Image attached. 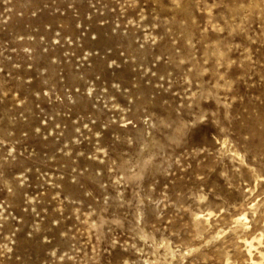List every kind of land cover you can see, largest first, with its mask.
Masks as SVG:
<instances>
[{
  "label": "rangeland",
  "instance_id": "374dc122",
  "mask_svg": "<svg viewBox=\"0 0 264 264\" xmlns=\"http://www.w3.org/2000/svg\"><path fill=\"white\" fill-rule=\"evenodd\" d=\"M251 238L264 264V0H0V264Z\"/></svg>",
  "mask_w": 264,
  "mask_h": 264
},
{
  "label": "bare ground",
  "instance_id": "6f19581e",
  "mask_svg": "<svg viewBox=\"0 0 264 264\" xmlns=\"http://www.w3.org/2000/svg\"><path fill=\"white\" fill-rule=\"evenodd\" d=\"M244 216H245V214L244 215H242V217H239L238 219H237V221L239 222V225H240V222H243V221H241V219H245L244 218ZM238 222H236V225H237V223ZM241 224H243V223H241ZM238 231V230H237ZM261 235H262V233H261ZM255 238V237H254ZM253 238V239H254ZM252 238H251V240L249 239V240H247V239H242V244H243V246H244V249H245V252H246V254L248 255V257H249V260L251 261V263L253 262V264H255V262L256 261H254V258H253V247H254V242L252 241L253 240ZM259 240V239H258ZM255 243H260V241H257V242H255ZM256 246V245H255ZM254 251H255V249H254ZM263 253V252H262ZM262 257V256H261ZM260 263V262H259ZM258 264V263H257Z\"/></svg>",
  "mask_w": 264,
  "mask_h": 264
}]
</instances>
